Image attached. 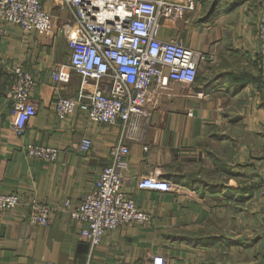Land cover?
<instances>
[{
    "label": "crops",
    "instance_id": "0c3cea01",
    "mask_svg": "<svg viewBox=\"0 0 264 264\" xmlns=\"http://www.w3.org/2000/svg\"><path fill=\"white\" fill-rule=\"evenodd\" d=\"M185 18H162L161 36L182 38L206 53L195 83L154 85L150 118L127 132L128 155L118 163L125 189L151 214L149 222L107 231L92 249L85 224L64 207L76 204L111 162L121 124L94 122L77 108L62 118L58 93L88 95L93 84L72 73L57 86L52 70L69 63L64 28L72 14L63 0H46L50 34L26 31L0 16V193L36 198L53 210L49 225L32 223L25 204L0 213V264H264L258 183L264 165V103L258 87L255 20L259 0H194ZM211 54L215 57L211 58ZM33 73L37 113L18 130L9 71ZM191 112V113H190ZM93 139L89 153L79 149ZM30 142L57 147L55 160L27 153ZM147 147V148H146ZM148 175L173 182L169 190L141 188Z\"/></svg>",
    "mask_w": 264,
    "mask_h": 264
},
{
    "label": "built area",
    "instance_id": "2783aa9c",
    "mask_svg": "<svg viewBox=\"0 0 264 264\" xmlns=\"http://www.w3.org/2000/svg\"><path fill=\"white\" fill-rule=\"evenodd\" d=\"M45 1L0 0V16L5 21L21 25L28 32L34 30L50 34L53 21ZM63 1L72 14L71 22L64 28L71 54L69 63H58L52 70L53 80L60 87L68 83L72 73L76 72L92 83L93 88L87 96L82 92L77 96L58 93L56 113L65 118L80 108L94 122L120 123L122 127L119 140L109 151L111 162L101 169L94 186L76 204L69 199L64 203L71 217L85 224L81 234L94 249L107 231L150 221L151 214L140 208L126 191L125 180L118 168V163L130 150L124 139L140 118H150L147 103L152 87L165 88L172 82L195 83L199 67L207 56L188 46L182 38L161 36L162 18H185L195 9L194 0ZM255 21L260 75L257 90L261 99L264 96V0H259ZM214 57L211 54V58ZM2 61L0 54V64ZM9 73L8 90L13 103L14 125L20 131L37 113V105L32 98L36 79L33 73L21 66L14 67ZM78 146L84 153H89L93 139L85 136ZM26 150L29 155L45 160H55L59 153L57 147L35 142L28 143ZM259 183L260 240L264 259V165ZM138 186L169 190L174 184L148 175L139 181ZM23 204L29 207L27 218L32 223L50 224L53 210L48 203L36 198L23 200L17 192L0 193V213ZM148 264L169 262L166 256L158 254L153 255Z\"/></svg>",
    "mask_w": 264,
    "mask_h": 264
},
{
    "label": "trees",
    "instance_id": "16d2710c",
    "mask_svg": "<svg viewBox=\"0 0 264 264\" xmlns=\"http://www.w3.org/2000/svg\"><path fill=\"white\" fill-rule=\"evenodd\" d=\"M260 183H258V187H259Z\"/></svg>",
    "mask_w": 264,
    "mask_h": 264
}]
</instances>
